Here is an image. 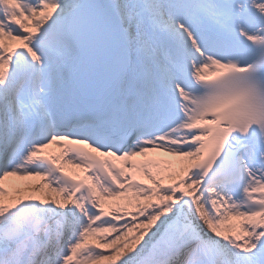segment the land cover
Wrapping results in <instances>:
<instances>
[{"label":"snow or ice","instance_id":"snow-or-ice-1","mask_svg":"<svg viewBox=\"0 0 264 264\" xmlns=\"http://www.w3.org/2000/svg\"><path fill=\"white\" fill-rule=\"evenodd\" d=\"M0 264H264V0H0Z\"/></svg>","mask_w":264,"mask_h":264},{"label":"bare ground","instance_id":"bare-ground-1","mask_svg":"<svg viewBox=\"0 0 264 264\" xmlns=\"http://www.w3.org/2000/svg\"><path fill=\"white\" fill-rule=\"evenodd\" d=\"M10 182H12V183H16V182H18V181H17L16 178H10Z\"/></svg>","mask_w":264,"mask_h":264}]
</instances>
